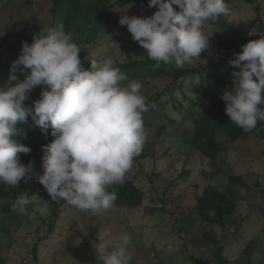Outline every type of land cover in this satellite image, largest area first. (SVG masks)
I'll return each mask as SVG.
<instances>
[{
	"label": "clouds",
	"instance_id": "9594fccd",
	"mask_svg": "<svg viewBox=\"0 0 264 264\" xmlns=\"http://www.w3.org/2000/svg\"><path fill=\"white\" fill-rule=\"evenodd\" d=\"M147 6L156 11L150 16L122 14L118 23L157 66L174 62L183 68L200 58L209 48L205 22L230 14L225 0H147ZM241 49L229 62L238 69L230 73L232 88L220 98L230 121L248 132L264 121V33ZM81 50L63 22L40 28L31 43L21 42L0 83V183L17 187L35 176L51 201L63 200L81 211L108 210L118 198L110 189L124 183L144 148L143 114L155 105L146 103L140 80H129L112 58L90 59L85 69ZM37 86L39 99L25 106ZM29 117L52 137L41 145L40 173L31 161L21 163L20 155L31 148L15 139L17 125ZM30 203L28 193L21 192L11 211L24 215ZM130 239L127 232L113 236L106 230L95 249L102 264H131Z\"/></svg>",
	"mask_w": 264,
	"mask_h": 264
},
{
	"label": "rangeland",
	"instance_id": "374dc122",
	"mask_svg": "<svg viewBox=\"0 0 264 264\" xmlns=\"http://www.w3.org/2000/svg\"><path fill=\"white\" fill-rule=\"evenodd\" d=\"M226 3L230 14L221 17L223 23L204 24L205 35H210L206 54L185 65L202 67L209 58H225L230 67L226 89L230 91L233 82L230 73L238 69H234L229 62L235 58V53L242 50L246 36L258 32V19L264 21V0H251L250 3L232 0ZM50 6L51 0H0V42H4L5 36L12 30L14 35L0 48L2 60L17 57L21 42L31 43L33 35L47 26ZM173 7L179 10L177 6ZM256 7H259L258 12ZM122 14L150 16L152 11L142 5L113 6L109 30L101 31L93 42L79 44L81 52L86 49L101 50L103 53L99 59L110 57L120 63L126 60L127 51L135 57L136 52H140L137 49L142 46L132 39L125 26L118 23ZM230 27L234 32L230 31ZM231 40L233 47L228 50L221 48V42L229 44ZM173 66H176L174 62L169 63V68ZM141 83L142 94L148 102L150 97L170 83V79L151 76ZM34 91L35 88L29 93V98H36ZM182 92L192 96L197 107L205 108L209 104L202 96L198 75L186 77L183 88L174 95L180 98ZM164 110L175 117L176 123L170 124L166 133L155 140V146L149 143L158 124L155 120L145 124L147 139L143 150L147 156L140 165L133 163L126 174L145 193L140 206L129 209L114 204L108 210L81 211L60 200L55 230L46 238L39 239L44 230L34 218L30 222L22 220L19 225L11 227L8 235H0V264H102L95 249L106 230L113 236L124 232L130 234L128 252L132 257L131 264H200L195 261L197 259H204L202 264H218L211 259L215 246L211 239L215 236L223 245L222 255L231 264H236L241 249L249 240H256L259 245L251 260L254 264H264V192L260 190L264 187V138L252 134L221 153L223 160L211 162L197 151L189 150L190 121H181L175 112H170L168 105ZM216 168L221 172L210 176ZM230 173L246 176L251 185L258 180L260 185L253 186L252 190L237 187L243 196L234 215L239 228L235 227L236 224H229L227 217L224 221L226 229H214L197 216L195 196L207 185L224 189L228 183L227 174ZM40 195L42 193L31 195V200L48 218L51 207L41 203ZM203 228L209 232L210 238L201 235ZM226 232L228 235L224 237ZM35 243L37 250L34 257L32 249Z\"/></svg>",
	"mask_w": 264,
	"mask_h": 264
},
{
	"label": "trees",
	"instance_id": "16d2710c",
	"mask_svg": "<svg viewBox=\"0 0 264 264\" xmlns=\"http://www.w3.org/2000/svg\"><path fill=\"white\" fill-rule=\"evenodd\" d=\"M231 1L232 0H225V2L228 3ZM246 1L248 3L251 2V0ZM115 5L122 7L142 5L151 10L152 13L156 11L155 7L147 6V0H51V6L47 11L50 17L47 26H55L63 22L65 30L71 34L74 43L79 45L84 41L93 42L95 38L101 34V31L109 30V25L112 21L110 10ZM255 9L257 12L259 11V7ZM221 17L216 21L206 22L212 25H218L220 22L223 23V18L221 19ZM258 20V32L246 36V39H244L246 43L249 40L258 39L259 35L264 33V21ZM230 31L234 32L231 27ZM12 33L13 30L7 33L4 42H0V48L7 43L8 38L10 39V37L14 36ZM220 46L228 50L234 46V42L233 40H231L229 44L221 42ZM137 50L140 52H136L135 57H132L131 51H127V57L124 62H115V65L119 67L120 71L124 73L129 80L139 79L142 82L147 79V77L151 76H164L170 79V83H168L163 90L156 92L155 96L150 97L149 101L146 102L148 104H150L149 102H153L155 107H149V110L143 114L144 127L145 124L147 125L151 120H155L158 124V129L154 133V138L149 143L150 146H155V140L166 133V129L170 124H175L177 121L175 117L164 110L167 105L170 108V112H175L180 117L181 121L189 120L191 123L188 141L189 150L197 151L211 162L223 160L221 158V153L226 152L228 148H231L239 140L246 139L252 134L264 138V121H259L253 130L246 132L231 122L225 112V103L220 98L228 84L227 76L230 67L225 58L222 60H216L214 57L209 58L208 63L202 67L184 65L183 68H178L176 66L169 68V63L161 62L157 66L155 61L147 58V54H144L142 48ZM102 53L101 50H83L79 55L82 66L88 69L90 67V59H99ZM205 54V51L201 53L203 56ZM14 59H16V57L2 60L0 56V83L7 79L9 67ZM16 74L19 79L22 80L24 78L22 73L17 72ZM192 75L199 76V86L202 88V96L209 101V104L205 108L197 107L194 98L185 92H182L180 98L174 95L176 91L183 88L186 77ZM40 91L41 88L39 86L35 87L34 92L37 93L36 98H28L24 102L25 106L31 107L32 102L39 99ZM164 95H167V97L164 98ZM155 111H158L159 114ZM17 128L20 130L19 134L15 137L17 142L23 143L31 148L28 154L20 155L21 163L27 164L31 161L35 172L40 173L42 157L41 145L51 140V135L42 132L39 127L34 126L31 117L28 118L27 122L19 123ZM48 132H50V130H48ZM146 156L147 154L142 150L141 154L135 157L134 163L140 165L141 160ZM217 172H221V170L216 168L210 173V176H214ZM181 176L182 174L179 175V177ZM227 179L228 183L224 189L207 185L200 194L195 196L197 216L202 222L212 228L226 229L224 221L227 217L229 218V224L233 226L236 224L234 215L237 213L239 203L243 199L242 193L237 188L238 186L245 190H252L253 186L259 187L260 185L258 180L255 181V185L249 184L247 177L242 175L230 173L227 174ZM110 190L117 193L118 198L114 204L120 207L129 209L138 207L145 198L144 191L136 186L133 180L127 176L122 185H115ZM260 190L264 192V187L263 189L260 188ZM21 192H27L30 200L31 195L42 193V195H40L42 197L41 203L51 207L49 217L43 216L37 204L32 200L28 205V213L21 215L11 211V204L14 203L16 197H18ZM59 210V202L51 201L48 193L38 180H36L35 176L27 183L21 180L17 187L0 183V235H8L11 227L14 224L19 225L22 220L30 222V214L34 213V219L39 221L42 230H44V233L39 236V239L42 240L55 230L56 221L59 217ZM235 227L237 228L238 225ZM201 233L202 236L210 238L209 232L205 228L202 229ZM226 235H228V232H226L224 237ZM91 237L95 239L93 235ZM211 241L215 244L211 259L217 261L218 264H231L228 259L222 255L223 245L221 240L215 236ZM258 245L259 242L256 240H249L246 246L241 249V255L237 259L236 264H254L251 260V255L255 252ZM36 250L37 246L35 243L32 249L34 257L36 256ZM191 260L193 261V258H191ZM203 260L204 259H197L195 261L202 264L204 262Z\"/></svg>",
	"mask_w": 264,
	"mask_h": 264
},
{
	"label": "crops",
	"instance_id": "0c3cea01",
	"mask_svg": "<svg viewBox=\"0 0 264 264\" xmlns=\"http://www.w3.org/2000/svg\"><path fill=\"white\" fill-rule=\"evenodd\" d=\"M25 263V262H24Z\"/></svg>",
	"mask_w": 264,
	"mask_h": 264
}]
</instances>
